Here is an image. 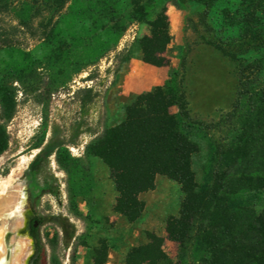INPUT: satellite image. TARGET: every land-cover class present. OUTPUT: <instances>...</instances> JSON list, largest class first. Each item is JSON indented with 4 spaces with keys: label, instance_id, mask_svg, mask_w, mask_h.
<instances>
[{
    "label": "rangeland",
    "instance_id": "1",
    "mask_svg": "<svg viewBox=\"0 0 264 264\" xmlns=\"http://www.w3.org/2000/svg\"><path fill=\"white\" fill-rule=\"evenodd\" d=\"M159 1L171 36L163 67L185 92L189 131L199 147L192 169L201 182L204 167L222 160L210 154L211 143L219 154L231 145L250 95L264 85V0ZM0 30L14 41L0 48V246L5 218L25 202L26 213L42 221L46 264H104L115 259L112 250L124 253L125 262L132 245L146 242V232L165 237L162 248L174 261L177 244L164 227L178 214L179 185L157 175L154 188L139 194L141 219L130 224L113 209L116 191L107 167L85 154L97 133L124 118L131 95L143 87L134 73L154 74L141 60L138 39L148 27L133 0H0ZM54 125L65 144L48 159L46 179L52 175L57 187L51 193L33 186L44 176L33 175L29 163ZM8 202L12 208L2 210ZM54 217L72 228L62 223L63 230ZM19 218L21 228L12 231L29 247L27 264L34 240L28 218ZM188 261L199 264L194 256Z\"/></svg>",
    "mask_w": 264,
    "mask_h": 264
},
{
    "label": "trees",
    "instance_id": "2",
    "mask_svg": "<svg viewBox=\"0 0 264 264\" xmlns=\"http://www.w3.org/2000/svg\"><path fill=\"white\" fill-rule=\"evenodd\" d=\"M133 0L134 12L148 27L138 39L141 60L151 66L169 63L166 48L170 43L166 6L159 0ZM14 44L0 30V48ZM220 50L225 48L220 45ZM252 96V97H251ZM243 127L231 145L219 154L211 143L210 154L220 155L217 165L209 162L198 182L192 159L198 144L192 139L187 123L185 92L176 74L148 90L132 94L125 106L124 118L104 127L85 146V154L99 158L107 167L116 197L113 209L128 223L141 216L144 202L139 194L152 190L157 175L174 180L183 194L177 215L165 221L166 238L177 244L175 260L163 250L164 238L146 232V242L131 246L125 254L126 264H190L189 256L199 264H264V85L250 95ZM175 106L177 112H172ZM80 124L73 136L79 134ZM60 127L54 125L49 139L40 146L29 163L33 175L43 174L34 187L55 192L54 178L46 179L49 156L65 144L58 138ZM0 142V152L2 151ZM64 230L62 218L54 219ZM39 219L28 222L34 240V252L27 264H46L39 235ZM68 234L65 245L73 237Z\"/></svg>",
    "mask_w": 264,
    "mask_h": 264
},
{
    "label": "bare ground",
    "instance_id": "3",
    "mask_svg": "<svg viewBox=\"0 0 264 264\" xmlns=\"http://www.w3.org/2000/svg\"><path fill=\"white\" fill-rule=\"evenodd\" d=\"M12 202H11V204L8 202L7 204L4 205V207L2 206L1 207L2 210H10L12 208V206H10V205H12ZM25 210H26L25 202H21L20 207L15 208V210L12 208L11 212L5 218V227L8 225L10 227L11 231H12V229H14V231H17L20 227L18 225V223H16L17 218L19 216L22 220L28 218V213H26ZM20 222H21V220H20ZM4 230H5V228H4ZM19 239L17 238L15 241L14 245L16 247L17 252L14 254V256L11 260L10 259L5 260L4 255H5L6 247H5V240H3L4 245H3V247L0 246V264H24L25 258L27 257V255L29 253V247H28V245L23 247V245ZM24 239H27V237L25 236ZM22 257H24V259L21 262L20 259Z\"/></svg>",
    "mask_w": 264,
    "mask_h": 264
},
{
    "label": "crops",
    "instance_id": "4",
    "mask_svg": "<svg viewBox=\"0 0 264 264\" xmlns=\"http://www.w3.org/2000/svg\"><path fill=\"white\" fill-rule=\"evenodd\" d=\"M151 67L153 68L152 69L154 72L153 75L150 74V75L144 76V75H141L139 73H134V76H136L138 79L137 85L141 86V87L143 86L142 88L135 90L136 92H142V91L148 90L155 85L162 84L167 79V75H168L167 69H165L163 66H151ZM141 217H142V214L139 217V219L136 220L135 222H138L141 219ZM135 222H132L130 224H134ZM163 238L165 240V237H163ZM112 253H114L115 259L107 260L104 264H115L116 262H119L120 264H126L124 262V255H123L124 253H120V252L118 253V252L112 250V252H110L109 255H111Z\"/></svg>",
    "mask_w": 264,
    "mask_h": 264
},
{
    "label": "water",
    "instance_id": "5",
    "mask_svg": "<svg viewBox=\"0 0 264 264\" xmlns=\"http://www.w3.org/2000/svg\"><path fill=\"white\" fill-rule=\"evenodd\" d=\"M9 234H13V232L11 231L10 227L7 225L5 227V247H6V251H5V255H4L5 260H8V259L11 260L14 256V254L17 252L16 247L14 245L15 240H16V235L13 234L11 237H9ZM29 246H30V243H29ZM23 259H24V257H22L20 259L21 262Z\"/></svg>",
    "mask_w": 264,
    "mask_h": 264
},
{
    "label": "flooded vegetation",
    "instance_id": "6",
    "mask_svg": "<svg viewBox=\"0 0 264 264\" xmlns=\"http://www.w3.org/2000/svg\"><path fill=\"white\" fill-rule=\"evenodd\" d=\"M32 219H34V227L37 225V220L38 219H36V217H35V215L34 214H29L28 215V222L30 221V220H32ZM28 228H30V226H28Z\"/></svg>",
    "mask_w": 264,
    "mask_h": 264
}]
</instances>
